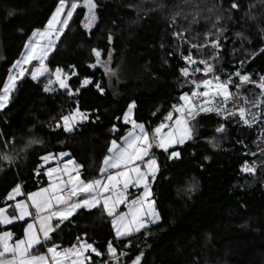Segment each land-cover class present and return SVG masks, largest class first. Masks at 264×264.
<instances>
[{"label":"trees","instance_id":"1","mask_svg":"<svg viewBox=\"0 0 264 264\" xmlns=\"http://www.w3.org/2000/svg\"><path fill=\"white\" fill-rule=\"evenodd\" d=\"M59 2L0 0V89L33 31L45 28ZM66 2L71 5L73 1ZM136 2L95 0L97 19L88 30L84 26L87 9L81 0L47 61L52 72L60 68L70 76L68 89L54 86L44 90L53 73L37 80L28 73L16 82L7 105L0 110V208L7 205V193L16 185L29 193L46 184L40 158L49 153L68 152L83 166L82 179L100 178L99 169L109 155L111 141L121 140L130 130L123 121L129 104L135 102V120L151 131L173 111L174 104H180L179 97L191 90L189 79L180 72L186 66L181 53L188 55L199 38L190 40L182 28L179 30V20L172 21L173 8L185 3L158 0L148 13L141 14L134 8ZM198 3L208 9L209 19H230L214 54L217 72L225 78L227 71L234 73L242 67L244 74L259 81L264 76V53L251 54L264 48V3ZM232 3L238 8L232 9ZM175 32H183L190 43L176 38ZM93 49L103 53V58L114 50L115 66L121 65L126 72V80L116 91L102 69L90 67L96 61ZM191 52L192 57H201L196 48ZM85 78L91 83L81 86ZM77 107L87 119L65 131L61 116ZM196 123L197 137L158 153L160 169L152 191L159 223L117 239L112 217L102 207L82 209L53 233L52 242L70 248L79 237L94 245L104 255L90 254L87 264L112 262L109 241L117 255L122 257L125 251L122 264H131L141 253L140 264H264V152L257 148L258 126L225 121L216 113L201 115ZM221 125L225 131L217 133ZM215 139L220 141L218 145ZM32 140L42 143L28 146ZM11 141L7 148L6 142ZM172 151L179 156L169 158ZM9 156L13 163L5 158ZM246 163L254 165V173L241 171ZM3 230L0 225V232Z\"/></svg>","mask_w":264,"mask_h":264},{"label":"snow or ice","instance_id":"2","mask_svg":"<svg viewBox=\"0 0 264 264\" xmlns=\"http://www.w3.org/2000/svg\"><path fill=\"white\" fill-rule=\"evenodd\" d=\"M82 6L87 9L85 15L86 26H90L96 20L95 9L97 4L95 0H83ZM65 7L66 0H60L56 11L45 28L33 31L32 36L29 37L28 42L24 45L25 51L21 53V58L12 64L7 80L3 84L2 89H0V109L5 108L10 99V94L16 87L17 80L24 76L26 71L24 66L26 64H31L33 61L39 62V66L34 67L30 71L33 80H37L39 76L48 72L44 63L45 59L49 52L53 50L64 28L68 25L73 12L81 5L74 0L66 13V17L61 20V14L65 11ZM231 8L236 9L238 5L232 3ZM209 10L211 11V9ZM9 14L11 15V13ZM179 15V12L176 13V16ZM217 19L219 20V17ZM172 21L175 23V16H173ZM198 22L197 16H193L190 24ZM57 25H60V27H57ZM213 27H216V25L214 24ZM222 34L223 29H220L215 34L209 31L204 34L203 44H191L188 55L181 53L182 59L186 64L184 68L180 69L182 76L189 77V66L197 63L192 58L191 49L200 50L208 47L210 43L211 47L218 51L220 48L219 37ZM174 36L185 43H190L184 40L183 32H175ZM212 36H215V39L210 40ZM198 37L199 34L193 39H198ZM108 39L111 42V36ZM92 51L97 62H99L101 52L97 49ZM260 53H264V48H261L259 53L251 55L255 57ZM110 55L111 53H109ZM213 59H216V56H213ZM199 63L204 65L203 71L205 75L213 73V79H204L200 82L192 81L196 89L203 87L204 91H192L191 95L188 93L182 94L179 100L183 101V103L174 104L172 106L173 111L169 112L164 117V121L151 129V131L146 128L145 124L131 119L135 102L128 105V110L124 113V123H130L131 129L122 137L121 143H118L115 139L111 141V146L108 148L109 155L104 157L102 167L99 169L101 178L81 179L78 170L83 167L82 165L77 164L72 169L65 165L63 173L68 174V179L60 182L61 176L58 175L49 187L42 188L38 192L28 193L27 199L31 202L30 205L25 201H17L13 214H8L6 208H0V225H12L15 221H25L26 223L22 238L14 239V234L11 231L0 232V264H86V262L91 260L90 256L85 255L88 250H91L98 257L103 256L104 254L92 244L86 241L80 242L79 237H77V244L60 251L58 250L60 245L52 242L51 233L56 232L61 224L68 221L79 209L91 210L97 207H102L107 216L112 217L111 224L117 239L129 236L133 231L139 232L147 226L146 218L150 217L151 222L160 219L159 213L154 207V201L149 199L152 195L150 192L151 181L156 179L159 171L157 160L150 154L154 147L168 152L173 144H183L186 140L191 139L194 132L192 121H195L202 112H214L225 119L238 117L239 121L248 127H252L258 120L264 118V76H261L259 82H257L252 80L250 75L242 74L237 70L229 74L227 79H221L220 76L215 75L214 65L209 64L207 60H200ZM241 65H243V61ZM90 67H95V65H90ZM193 71L199 72L201 69L194 68ZM14 73H18V75ZM72 75H76V73L73 72ZM233 75L239 80V83L235 85L237 89H242L246 84H255L260 89V95L255 100H249L240 91L231 92L230 85L234 83ZM55 76L60 87L68 89L69 86L66 83L68 77L61 78L62 69L57 68ZM52 83L53 81H48L49 85ZM90 83L91 81L85 78L81 86ZM96 87L103 92L99 84ZM44 90L49 91L50 89L45 86ZM76 91L78 92L79 89H76ZM69 94H72L71 90H69ZM229 104L232 105L231 108L228 107ZM249 104L262 110L260 112H252L247 107ZM173 113L178 115L174 117ZM83 119H87V115L82 113L78 107L70 111L68 115L61 116L64 130L69 132L72 131L74 124L78 120ZM167 121H171V123H166ZM165 128L168 129L166 132L163 131ZM114 130H117L115 126ZM224 131L223 125L216 129L217 133H224ZM260 138L264 139V125H262ZM36 143L42 142L32 140L29 141L28 146ZM59 155L64 157L68 156L69 153L62 152ZM178 156V152L172 151L169 158ZM51 157L52 154L49 153L40 159L46 163ZM146 157L147 159H145ZM5 158L10 159L8 157ZM69 163H72V161H69ZM55 171L56 169L49 168L45 173L49 180H52L53 172ZM73 171L76 172L75 176L71 175ZM241 171L252 174L255 172V167L246 163L242 166ZM37 174H39V169H37ZM130 185L132 187L143 185V192L127 202L128 212H117L118 206L126 202V192ZM69 186L71 196L65 197L61 195L62 192L69 190ZM19 195H21V186L18 184L7 193L6 200H15L16 196ZM72 197H77V199L73 200ZM30 208L32 209L31 211ZM33 215L36 217V221L29 223L25 220L26 217H32ZM37 222L39 224L38 229L36 228ZM40 248H44L45 251L43 253L39 252ZM107 251L112 259L118 260L116 249L111 241L108 242ZM121 255H126V253H121ZM141 256L142 253L136 256L132 264H139Z\"/></svg>","mask_w":264,"mask_h":264},{"label":"rangeland","instance_id":"3","mask_svg":"<svg viewBox=\"0 0 264 264\" xmlns=\"http://www.w3.org/2000/svg\"><path fill=\"white\" fill-rule=\"evenodd\" d=\"M73 2H74V0H72ZM137 2H136V4L134 5V8H135V10L138 12V13H141V14H144V13H148L149 11H150V7H152L153 5H154V3L155 2H158V0H136ZM181 1H183L185 4L182 6H179V7H175V8H173V14H172V17H173V15L175 16V19H178L179 21V23H178V25L180 26V28H179V30L182 28L183 30H184V32H185V34L190 38V40H191V38L193 39V37H195V36H197V34H199V42H197L196 44H203L204 43V34L205 33H207V32H209V31H211L212 33H218V31L220 30V29H223V31H224V27H225V25L227 24V22H229L230 21V19H222V18H219V20L217 19V16H214L212 19L210 18H208L207 16H206V12L208 11V9L206 8H204L203 7V5H200V3H198L199 2V0H178V3H181ZM198 1V2H197ZM209 1V0H208ZM254 1V3H255V6L256 5H261L262 3H264L263 2V0H253ZM75 2H77V3H79V4H81V0H75ZM59 5V4H58ZM211 5V4H210ZM156 7V6H155ZM69 8H70V4L69 3H67L66 2V7H65V11L61 14V20L62 19H64L65 17H66V13H67V11L69 10ZM205 9V10H204ZM254 10H256V9H254ZM56 11V10H55ZM54 11V12H55ZM76 11V10H75ZM75 11L73 12V14L75 13ZM180 13V15L179 16H176V13ZM262 13V9H261V11H257V14L258 15H260L261 13ZM264 12V11H263ZM96 13V12H95ZM205 13V14H204ZM198 14V15H197ZM212 15H214V11H212V13H211ZM53 15V14H52ZM203 15H204V18H203V20H202V17H203ZM193 16H197V19H198V23H195V24H190V22L192 21V19H193ZM52 17V16H51ZM73 17V16H72ZM72 19V18H71ZM71 19L69 20V23H70V21H71ZM97 19V18H96ZM69 23H68V25H69ZM86 21L84 22V26L86 27V29H88V30H91V28L95 25V23H96V20L90 25V26H86ZM216 25V27H213V25ZM67 25V26H68ZM67 26L64 28V31L66 30V28H67ZM57 27H60V25H57ZM44 29V28H43ZM43 29H39V30H43ZM190 29V30H189ZM63 31V32H64ZM63 35V33L60 35V37H59V39L56 41V44L54 45V47H53V50L52 51H50L49 52V54H48V56H47V58L45 59V67L48 69V72H46L44 75H42V76H39L37 79H40V78H42V77H44V76H46V75H48V74H52V78H48V81L49 80H51V81H53V83L52 84H47L48 82H46V84H47V86L49 87V89H53L54 88V86L55 87H58L59 89H62V90H66V89H64V88H61L60 87V85H59V83L56 81V76H55V71L54 72H52L51 71V69L48 67V65H47V61H48V59H49V56L51 55V53L55 50V48H56V45H57V43H58V41L60 40V38H61V36ZM211 39H215V36H212V37H210V40ZM220 39V38H219ZM207 49V51H209V52H206L205 53V50ZM24 51H25V49H24ZM23 51V52H24ZM200 53H201V57L200 58H194V57H192L193 58V60H195V61H197V63L195 64V65H191V66H189V73H190V75H189V77H186V78H188L189 79V81H188V83H187V86L188 87H190L191 88V90L190 91H188V92H185V93H188L189 95H191V92L192 91H198V92H202V91H204V89H203V87H201V88H199V89H196V87H195V85L192 83V81H197V82H200V81H202V80H204V79H209V80H212L213 79V73H208L207 75H205V73H204V71H203V69H204V65L203 64H200L199 63V61L200 60H207L208 61V63L209 64H211V65H214V70H215V75H218V76H220L221 77V79H227V76L229 75V74H232V73H229V71H227V73H226V77L224 78L223 77V75L224 74H222V73H220V72H217V66L219 65V63H218V61H217V57H216V59H213V56H215L214 54H215V49H213L212 47H211V44L209 43V46L208 47H205V48H203V49H200V50H198ZM217 51V50H216ZM109 53H111V55L109 56ZM109 53H108V55H107V57H105V58H103V53H101V57H100V61L99 62H97V60L94 62V64H92V65H95V67H92L93 69H97V68H100V69H102L104 72H105V74H106V76H107V78H108V80H109V83L111 84V86L113 87V89L116 91L117 90V85H120L121 83H124V81L126 80V76H125V71H124V69L121 67V65H118V66H115V60H114V56H115V52H114V50L113 49H111L110 51H109ZM203 53L205 54V55H207V57H204L203 56ZM208 54H210V55H208ZM213 54V55H212ZM21 58V57H20ZM126 62L124 63V65L126 66ZM25 66H28L29 68H30V71L34 68V67H38L39 66V62L38 61H33L31 64H26ZM194 68H200L201 69V71H199V72H195V71H193V69ZM242 74H244L243 73V70H244V68H240V69H238ZM65 77H68L67 79H66V83L68 84V86H69V79H70V76H68L63 70H62V77L61 78H65ZM232 79H233V81H234V83L232 84V85H230V91L231 92H233V93H236L237 91H240L241 92V94L243 95V96H247L248 97V99L249 100H255L259 95H260V89L258 88V87H256V85L255 84H246V85H244L243 86V88L242 89H237L236 88V84H238L239 83V80H238V78L237 77H235L234 75H233V77H232ZM257 82H259V81H257ZM89 85V84H88ZM88 85H85V86H88ZM69 88V87H68ZM248 88V89H247ZM10 97H11V94H10ZM219 99V98H218ZM195 102V101H194ZM183 103V101H180V104H182ZM228 107L229 108H231L232 107V105L231 104H229L228 105ZM247 107H249L250 109H251V111L252 112H260L262 109H259V108H255V107H252V105L251 104H249V105H247ZM128 110V109H127ZM83 113V112H82ZM212 113H214V112H212ZM175 115H178L177 113H174ZM205 114H210V113H200L198 116H197V118H196V120L201 116V115H205ZM219 116V115H218ZM220 118H222V119H224L225 121H234L236 124L237 123H239V124H241V125H244L241 121H239V119H238V117H230V118H228V119H225L223 116H219ZM131 119H135V107H134V109H133V111H132V115H131ZM84 120H86V119H83V120H78L75 124H74V126L75 125H77V124H79V123H81V122H83ZM196 120L195 121H192V124L194 125V132H193V134H192V138L191 139H189V140H186L183 144H173L170 148H169V150H171V149H174V148H176V147H179V146H183L184 144H186L187 142H189V141H191L192 139H194L195 137H197L198 136V133H199V129H198V125H197V123H196ZM123 121H124V117H123ZM164 121V120H163ZM161 123V122H160ZM159 123V124H160ZM166 123H171V121H167ZM158 124V125H159ZM127 125H129L130 126V129H131V124L130 123H128ZM157 125V126H158ZM262 125H264V118H262V119H260V120H258L255 124H253V126H258V129H259V142H258V152H262V150H264V139H261L260 138V132H261V130H262ZM73 126V127H74ZM73 130V129H72ZM168 129L167 128H165L163 131H167ZM129 132V131H128ZM127 132V133H128ZM126 133V134H127ZM125 134V135H126ZM124 135V136H125ZM123 136V137H124ZM118 143H121L122 142V139L121 140H116ZM219 140L218 139H215L214 140V143H215V145H218L219 144ZM168 150V151H169ZM160 151H163L162 149H159V148H153L152 150H151V152H150V154H151V156H153L156 160H157V163H158V168H159V161H158V153L160 152ZM66 153H68V152H66ZM60 154V153H59ZM55 155V156H52L49 160H51V163L50 164H52V163H56L57 165L56 166H58V165H60L63 161H62V158L63 157H61L60 155ZM56 158V159H55ZM59 158V159H58ZM55 159V161L54 162H52V160H54ZM145 159H147V157L145 158ZM139 163V162H138ZM54 166V165H53ZM53 166H51V167H53ZM160 169V168H159ZM112 171H114V170H112ZM158 173H159V171H158ZM158 173H157V175H158ZM56 175L58 176V175H60L61 177H62V173H61V171H60V169H59V167H57L56 168V171L55 172H53V179H56L55 177H56ZM71 175H73V176H75L76 175V173H74V172H72V174ZM157 177V176H156ZM101 178V177H100ZM52 179V180H53ZM68 179V175H67V177L66 178H64V180L66 181ZM82 179V178H81ZM152 182L153 181H151V187H150V192H151V196L149 197V199L150 200H153L154 201V199H153V191H152ZM69 189H70V186H69ZM143 192V185H138V186H136V187H132L131 185L129 186V189L127 190V192H126V202H125V204H121V205H119L118 206V208H117V212H124V213H126V212H128V207H127V202L128 201H131L132 199H134L137 195H139V194H141ZM79 195H82V194H79ZM21 195H19V196H16V198H15V200H13V203H12V206L11 207H7L8 205H5L4 207H2V208H6V210H7V213L8 214H13V212H14V206H15V203L17 202V201H21ZM74 198V197H73ZM74 199H77V197H75ZM10 201V200H9ZM154 207H155V209H156V211L158 212V210H157V208H156V205H155V201H154ZM159 213V212H158ZM159 217H160V214H159ZM161 221V217H160V219L158 220V221H155V222H151V218L150 217H148V218H146V227L145 228H142L141 230H143V229H147L148 227H150V226H152V225H154V224H157V223H159ZM140 230V231H141ZM113 231H114V233H115V230L113 229ZM133 233H136V231H133L131 234H133ZM39 250H41L40 252H42L43 250L40 248Z\"/></svg>","mask_w":264,"mask_h":264},{"label":"crops","instance_id":"4","mask_svg":"<svg viewBox=\"0 0 264 264\" xmlns=\"http://www.w3.org/2000/svg\"><path fill=\"white\" fill-rule=\"evenodd\" d=\"M7 105V104H6ZM0 110H2V109H0ZM52 156H55V155H52ZM56 159V158H55ZM55 159L54 160H52V162H54L55 161ZM59 159V158H58ZM62 163L60 164V165H58V166H56L57 164L56 163H52V164H50L51 163V160H48L46 163L44 162L43 164H42V174H43V176H44V180L46 181V184L44 185V186H42V187H40V188H38L37 190H35V191H31V192H29V193H33V192H38V191H40L42 188H47V187H49V185L51 184V183H53L56 179H53L54 177H52V179L53 180H49V177L47 176V175H45V173L48 171V169L49 168H51V169H56L57 167H59V169H60V171H61V173H62V177H61V181L60 182H63V181H65L64 180V178H66L67 177V175L68 174H64L63 173V169H64V167H65V165H67L68 166V168L69 169H72V168H74V166L75 165H77L78 163L74 160V159H72L71 158V155L69 154L68 156H64L63 158H62ZM69 161H72V163H69ZM54 165V166H53ZM79 165V164H78ZM51 166H53V167H51ZM79 171V174L81 173V168L78 170ZM74 172V171H73ZM74 173H76V172H74ZM71 174H72V172H71ZM56 177H57V175H56ZM55 177V178H56ZM80 177H81V174H80ZM20 186H21V201H25L27 204H31V202L30 201H28V199H27V194L28 193H26L25 192V190H24V188H23V186L20 184ZM61 195H63V196H65V197H70V196H67L64 192H62L61 193ZM75 198V197H74ZM73 197H72V199L73 200H76V199H74ZM12 203H13V200H7V207H9V205H11L12 206ZM98 208V207H97ZM93 209H95V208H93ZM32 209L30 208V211H31ZM80 210H82V209H79L78 211H80ZM85 210H87V209H85ZM92 210V209H91ZM77 211V212H78ZM17 215H18V213H16ZM75 215V214H74ZM73 215V216H74ZM73 216L68 220V221H70L72 218H73ZM33 217H34V215L32 216V217H26L25 218V220L27 221V222H29V223H31V222H34V221H36V220H33ZM68 221H65V222H68ZM64 222V223H65ZM53 223H55V221H53ZM63 223V224H64ZM62 225V224H61ZM3 227H4V230L3 231H11L13 234H14V239L15 238H22L23 237V233H22V235H18V233H19V231H21V232H23V229H24V227L26 226V223H25V221H15L12 225H8V226H4V225H2ZM36 228L38 229L39 228V224H38V222L36 223ZM22 229V230H21ZM144 230V229H143ZM142 231V230H141ZM140 232V231H139ZM136 233H138V232H136ZM136 233H133V234H136ZM115 234V233H114ZM133 234H131V235H133ZM51 235H53V233H51ZM116 236V235H115ZM80 242H84V241H80ZM88 243V242H87ZM90 244V243H89ZM94 246V245H93ZM95 247V246H94ZM114 247V246H113ZM115 248V247H114ZM63 249H65V248H61L60 247V249H58V250H60V251H62ZM116 249V248H115ZM41 251V250H40ZM39 251V252H40ZM45 251V249L41 252V253H43ZM117 250H116V256L118 257V260H114V259H112V262H107V263H105V264H122V260H123V256H125V255H122V257L121 256H119V255H117ZM124 253H125V251H124ZM90 254H92V255H95V253H92L91 252V250H88L86 253H85V255H87V256H89ZM141 260H142V257H141V259H140V261H139V264L141 263ZM88 262H86V264H87ZM132 264V263H131Z\"/></svg>","mask_w":264,"mask_h":264},{"label":"built area","instance_id":"5","mask_svg":"<svg viewBox=\"0 0 264 264\" xmlns=\"http://www.w3.org/2000/svg\"><path fill=\"white\" fill-rule=\"evenodd\" d=\"M25 67V69H26V71H25V73H24V76L26 75V74H28V73H30V68L28 67V66H24ZM14 74H17L18 75V73H14ZM23 76V77H24ZM22 77V78H23ZM21 79V78H20ZM20 79H18V80H20ZM17 80V81H18ZM13 143V141H11L10 143H7L6 142V145H7V148H9V144H12ZM8 158H10L9 159V161L11 162V163H13V160H12V157L11 156H9ZM64 193L67 195V196H71V191H70V189L68 190V191H64ZM33 220H36V217L34 216L33 217Z\"/></svg>","mask_w":264,"mask_h":264}]
</instances>
